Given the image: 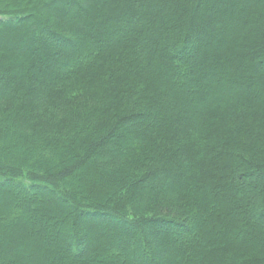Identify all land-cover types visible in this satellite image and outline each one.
Here are the masks:
<instances>
[{
  "label": "trees",
  "instance_id": "1",
  "mask_svg": "<svg viewBox=\"0 0 264 264\" xmlns=\"http://www.w3.org/2000/svg\"><path fill=\"white\" fill-rule=\"evenodd\" d=\"M252 1L0 0V264H264Z\"/></svg>",
  "mask_w": 264,
  "mask_h": 264
},
{
  "label": "rangeland",
  "instance_id": "2",
  "mask_svg": "<svg viewBox=\"0 0 264 264\" xmlns=\"http://www.w3.org/2000/svg\"><path fill=\"white\" fill-rule=\"evenodd\" d=\"M247 2H251V3H254V1H252V0H243V3H247ZM212 7V6H211ZM213 8V7H212ZM210 9V8H209ZM53 15H55V13L53 14ZM68 17H71V16H68ZM70 19V18H69ZM67 21V20H66ZM228 23V22H227ZM226 23V24H227ZM213 25V24H212ZM229 25V27H232L233 25H234V27H235V23H233V22H231V23H229L228 24ZM211 26V25H210ZM214 26V25H213ZM233 27V28H234ZM232 28V29H233ZM137 30H139L138 28L137 29H135V31H137ZM135 34V33H134ZM131 36H133V35H131ZM194 37V36H193ZM229 37H232V36H230L229 34H228V38ZM192 39V38H191ZM192 42L194 43L195 42V44L196 43H198V40L196 39V38H193V40H192ZM236 54V53H235ZM235 54H233V55H231V54H226V57L225 58H227V59H232V58H234V56H235ZM235 57H237V55L235 56ZM226 59V60H227ZM153 68H156V65L153 63ZM256 74H259V75H264V69H260L259 67H256ZM251 75V74H250ZM247 77V76H246ZM241 82V81H240ZM245 91H241V92H238V95L239 96H231L230 98H234V99H236V101H237V97H240V96H243V95H245V96H247L248 94H252V93H255L254 91H255V87H253V88H249V89H244ZM199 93V92H198ZM261 95L264 97V90L261 92ZM215 97V96H214ZM216 97H220V98H218V99H222L221 97L222 96H218V95H216ZM224 97H226V98H228V96L226 95V96H224ZM226 98H223V99H226ZM207 101L208 100H206V103H207ZM199 111H200V109H199ZM152 125H153V122H148V123H142V124H139V125H135L134 126V129L136 128L137 130L138 129H142V128H146V129H151V127H152ZM150 127V128H149ZM133 129V128H132ZM111 147L108 145L107 147H106V151H108L109 149H110ZM161 181H172V179L171 178H167V177H164V180L161 178ZM2 191V187H1V185H0V192ZM104 222H106L105 221V219H103L102 221L100 220L99 222H97V223H99V224H101V225H106ZM259 223H263L264 224V219H261L260 220V222ZM116 227V226H115ZM129 231H131L130 229H129ZM7 232V231H6ZM13 233V232H12ZM14 234V233H13ZM145 234H146V239H147V242L149 243L148 245H149V248L146 250L147 251V254H149L157 263H163L164 262V260L165 259H167V258H170V259H174L175 258V254H173V251H172V249H173V246L172 247H169L171 244L170 243H166L165 242V244L164 245H166L167 247H169V248H167L166 250H163V247H162V243H163V241L162 240H164V239H167V231H164V230H159V229H157V230H148V231H146L145 230ZM19 236H21V235H19ZM15 238H16V236H14ZM18 239L20 240L21 239V237H18ZM176 239V238H175ZM189 240L190 238H184L183 240ZM175 244H176V242H175ZM177 245V244H176ZM170 248H171V250H170ZM156 256V257H155ZM155 257V258H154ZM159 259H158V258ZM190 257L192 258V259H195V256H191L190 255ZM22 262V261H21ZM32 263L33 264H42V262L39 260V258H36V259H34V260H32ZM5 264V263H4Z\"/></svg>",
  "mask_w": 264,
  "mask_h": 264
}]
</instances>
